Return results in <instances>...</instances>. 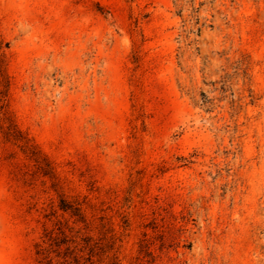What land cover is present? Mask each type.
Masks as SVG:
<instances>
[{"label": "rangeland", "instance_id": "1", "mask_svg": "<svg viewBox=\"0 0 264 264\" xmlns=\"http://www.w3.org/2000/svg\"><path fill=\"white\" fill-rule=\"evenodd\" d=\"M0 53V264H264V0H0Z\"/></svg>", "mask_w": 264, "mask_h": 264}, {"label": "trees", "instance_id": "2", "mask_svg": "<svg viewBox=\"0 0 264 264\" xmlns=\"http://www.w3.org/2000/svg\"><path fill=\"white\" fill-rule=\"evenodd\" d=\"M0 82L4 86V90H0V107L3 108L5 106V100L7 96L9 79L6 72L5 61L3 59L2 54L0 53ZM206 102V101H205ZM208 102V101H207ZM5 118L8 120L9 124L6 128H4V134L7 139H13L14 141H19L21 146L25 147V149H34L35 145L30 142V139L27 138L21 130L17 127L14 118L10 114L8 110L5 111ZM60 207L61 209L67 211H71L74 216H78L80 220L85 221V216L81 211V208L78 204L68 201L63 196H60ZM151 255V251L148 252Z\"/></svg>", "mask_w": 264, "mask_h": 264}]
</instances>
